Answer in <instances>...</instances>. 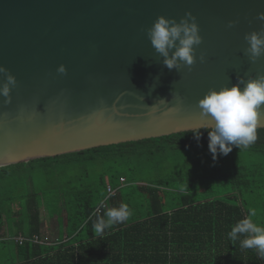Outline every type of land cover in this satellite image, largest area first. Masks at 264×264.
I'll return each instance as SVG.
<instances>
[{
	"label": "water",
	"instance_id": "1",
	"mask_svg": "<svg viewBox=\"0 0 264 264\" xmlns=\"http://www.w3.org/2000/svg\"><path fill=\"white\" fill-rule=\"evenodd\" d=\"M185 12L202 43L190 70H169L146 29ZM258 12L264 0H0V66L17 81L0 96V166L208 127L209 89L264 76V55L244 53Z\"/></svg>",
	"mask_w": 264,
	"mask_h": 264
},
{
	"label": "trees",
	"instance_id": "2",
	"mask_svg": "<svg viewBox=\"0 0 264 264\" xmlns=\"http://www.w3.org/2000/svg\"><path fill=\"white\" fill-rule=\"evenodd\" d=\"M196 130L0 166V188L14 187L23 175L24 187L34 194L38 193L34 175L44 172V179L57 181L59 174L65 175L67 162L84 166L98 160L112 168L98 175L99 181L86 184L81 175L59 191L52 187L44 200L52 222H44V234L53 243L14 242L15 248H6L0 264H264L255 250L242 249L227 235L252 210L253 221L264 225V127H257V138L247 148L233 147L227 156L218 153L215 161L208 150L211 129L201 127L199 142L193 135ZM106 184L115 188L109 205L92 213ZM23 193L18 210L24 211L20 216L26 233L42 234L39 202ZM121 205L130 212L127 221L97 236L94 224L109 208ZM4 222L0 216V233ZM67 241L68 253H49Z\"/></svg>",
	"mask_w": 264,
	"mask_h": 264
},
{
	"label": "clouds",
	"instance_id": "3",
	"mask_svg": "<svg viewBox=\"0 0 264 264\" xmlns=\"http://www.w3.org/2000/svg\"><path fill=\"white\" fill-rule=\"evenodd\" d=\"M256 18L264 21V12H258ZM235 23L236 21H229L227 27L231 28ZM146 34L155 52L163 57V64L169 70H179L181 67L190 70L196 62L195 46L202 43V37L199 35L196 18L191 12H185L179 22L158 16L151 27L146 29ZM244 39L248 45L244 53L254 63L257 58L264 55V27L259 32L246 33ZM173 48L175 51L170 56L169 50ZM199 60L201 63L204 62L203 54ZM56 71L59 74H66L63 64L59 65ZM0 74L4 76V82L0 84V96L4 97L3 102L7 105L11 102V88L16 86L17 81L3 66H0ZM237 81V84L231 87L209 89L197 101L200 116L210 122L208 150L213 161L216 160L218 153L227 156L233 147L240 149L251 145L257 138V127L264 116L261 108L264 105V76L246 81L243 77H238ZM200 129L197 128L193 132L197 142L200 139ZM255 215L254 210L249 211L248 216L235 223L227 235L233 244L239 241L242 249L255 250L256 254L264 259V225L253 221L252 217ZM129 216L130 212L126 205L109 208L94 224L96 235L100 236L105 229L124 223Z\"/></svg>",
	"mask_w": 264,
	"mask_h": 264
},
{
	"label": "rangeland",
	"instance_id": "4",
	"mask_svg": "<svg viewBox=\"0 0 264 264\" xmlns=\"http://www.w3.org/2000/svg\"><path fill=\"white\" fill-rule=\"evenodd\" d=\"M27 162V161H22ZM66 164V163H65ZM35 166V164H34ZM66 166V172L65 175L62 176V174H59V177L57 178V181L52 177L51 179H44V172L34 175V182L38 188V193L34 194L27 190V188L24 187V180L23 175L20 176V179L14 184V187H10L8 185L7 190H3L0 188V216H1V222H4L2 226L5 227L8 226V231L11 234H17V233H26L28 232V229L26 227V221L20 216L24 214V211H21L19 214V206L20 201L24 200L22 198L25 193H31L34 198L39 202L38 208H39V215L40 220L42 222L43 229L41 230V233L44 234V222H46V225L52 222V218L50 219L48 216V210L46 209L44 205V200L46 197L50 196L49 191L52 187H57V190L63 189V184L67 181L70 182L72 185L73 182H78L80 179L79 177L82 175L83 182L89 183L90 181H99L98 175L100 174H106L109 170L112 168L108 167L107 163H100L98 160L94 162H88L84 166H78L77 164H73L72 162H67ZM86 168V169H84ZM79 176V177H78ZM12 183V182H10ZM107 185V184H106ZM3 187V186H2ZM99 188V187H98ZM54 196L56 193H53ZM10 195L11 200H13L11 203L8 202V198L6 196ZM52 196V195H51ZM57 219V218H56ZM61 219V218H60ZM20 221V224L12 223ZM59 222V220L57 219ZM24 222V223H23ZM3 230V229H2ZM46 230H49L46 228ZM8 235H5V239H7ZM11 236V235H10ZM11 240H7L1 244L0 251H3L1 256H5L4 253L6 248H15V244L12 242H9ZM6 245V246H4ZM4 246V247H3Z\"/></svg>",
	"mask_w": 264,
	"mask_h": 264
},
{
	"label": "built area",
	"instance_id": "5",
	"mask_svg": "<svg viewBox=\"0 0 264 264\" xmlns=\"http://www.w3.org/2000/svg\"><path fill=\"white\" fill-rule=\"evenodd\" d=\"M119 180H120V184L124 183L123 177H120ZM114 191H115V188H113L112 186L107 184L105 187L104 197L95 206L92 213H94V212L99 213V212H102L103 210H105L109 205L110 197L113 195ZM5 238H6L5 236H0V241L4 240ZM7 239H11L17 245H24L25 243L46 245V244H52L53 243V241L50 239V237L47 234H43V233L42 234H40V233H31V234L17 233V234L12 235V236H7ZM54 242H57L56 239L54 240Z\"/></svg>",
	"mask_w": 264,
	"mask_h": 264
},
{
	"label": "crops",
	"instance_id": "6",
	"mask_svg": "<svg viewBox=\"0 0 264 264\" xmlns=\"http://www.w3.org/2000/svg\"><path fill=\"white\" fill-rule=\"evenodd\" d=\"M2 229L3 230H1L2 232L0 233V236H5V235H8V236H12V235H15V234H11V233H9V231H8V228H7V226L5 225V227L3 226L2 227ZM20 233V232H19ZM65 237V239L67 240L68 239V236H64ZM7 240H11V239H6V240H1L0 241V244L2 243V242H4V241H7ZM9 242H12V243H14V241H9ZM64 243V242H63ZM60 245V244H59ZM69 246V244H68V241H67V243H64V244H62V245H60L59 247H54V248H51L50 250H49V253L51 254V255H56V256H58V255H61V253L62 252H69V249L68 250H66V248ZM0 247H1V245H0ZM74 251V254L75 253H77L78 252V249H76V250H73ZM2 252L3 251H0V258L1 259H4L5 257H6V255L5 256H1V254H2ZM8 252H10L9 253V255H12V256H14V253H11V251H8ZM5 254H7V252H4ZM19 259V258H18ZM17 259V260H18ZM16 260V261H17Z\"/></svg>",
	"mask_w": 264,
	"mask_h": 264
}]
</instances>
